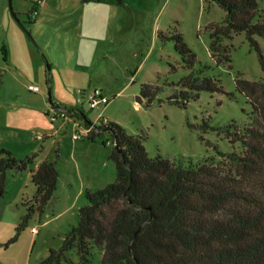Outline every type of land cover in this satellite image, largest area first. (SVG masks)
Instances as JSON below:
<instances>
[{
    "label": "rangeland",
    "instance_id": "rangeland-1",
    "mask_svg": "<svg viewBox=\"0 0 264 264\" xmlns=\"http://www.w3.org/2000/svg\"><path fill=\"white\" fill-rule=\"evenodd\" d=\"M86 1L11 0V10L10 0H0V148L18 159L35 156L23 173L8 171L0 193V264H101L102 249L92 243L86 262L76 245L65 248V237L87 205L86 192L117 180L114 139L95 132L94 140H73L84 131L83 120H64L50 99L97 127L103 116L141 137L151 158L196 163L242 151L222 129L251 122L252 106L236 80L264 81L263 37L225 39L230 62L217 63L210 34L226 12L213 0ZM258 2L264 16V0ZM178 36L190 53L181 52ZM191 74L214 78L221 91H203L185 107L171 103ZM30 85L41 91L31 92ZM144 86L150 98L143 96ZM95 90L108 102L91 109L87 97ZM43 162L55 163L57 190L8 245L35 194L31 171Z\"/></svg>",
    "mask_w": 264,
    "mask_h": 264
},
{
    "label": "trees",
    "instance_id": "trees-1",
    "mask_svg": "<svg viewBox=\"0 0 264 264\" xmlns=\"http://www.w3.org/2000/svg\"><path fill=\"white\" fill-rule=\"evenodd\" d=\"M213 1L226 12V19L213 26L210 52L217 63H229L224 40L240 33L251 40L264 38V16L258 0ZM177 40L181 52L190 53L180 36ZM180 86V97L169 100L181 107L203 91H221L214 78L194 74ZM236 87L252 106L251 122L243 129L233 122L222 129L242 151L220 153L218 159L205 157L193 163L161 155L151 158L141 137L128 135L115 123L95 126L97 134L110 132L116 137L111 156L118 176L105 188L86 192L87 205L66 235L65 248L76 245L87 262L93 243L103 251L101 264H264V81L239 78ZM145 90L144 86L143 96L150 98ZM68 111L86 127L94 125L82 112ZM95 132L89 135L92 140ZM34 160V155L18 159L0 148V193L5 191L8 171L23 173ZM58 180L53 162L31 171L35 194L8 245L16 241L35 209L43 212Z\"/></svg>",
    "mask_w": 264,
    "mask_h": 264
},
{
    "label": "built area",
    "instance_id": "built-area-1",
    "mask_svg": "<svg viewBox=\"0 0 264 264\" xmlns=\"http://www.w3.org/2000/svg\"><path fill=\"white\" fill-rule=\"evenodd\" d=\"M29 90L31 92H34V93H39L41 91V89L38 86H35V85H30L29 86ZM87 99H88V104H89V106H90L91 109L98 108V107H100V106H102L104 104H107V102H108V100L105 99L103 97L102 93L100 91H98V90H95L91 94H89L88 97H87ZM53 112L56 113V112H59V111H57L53 107ZM47 113L50 114V112H47ZM60 113H62V116H63L64 120H66L67 118H73V117L69 116L68 113H63V112H60ZM56 119H57V117L55 116L53 118V120H56ZM101 119H102V127L107 126V124L109 123V121L103 119V116L100 117V120ZM84 127H85L84 128V131H82V130L81 131H77L76 134L73 135V140H79V139L83 138V136H86V135L89 136L91 133L97 131L96 128H95V125L90 126V127H86L84 125ZM38 139L39 140H42L43 137L38 136ZM112 145L114 146V143ZM31 231L34 234H36L38 232V230L36 228H32Z\"/></svg>",
    "mask_w": 264,
    "mask_h": 264
},
{
    "label": "water",
    "instance_id": "water-1",
    "mask_svg": "<svg viewBox=\"0 0 264 264\" xmlns=\"http://www.w3.org/2000/svg\"><path fill=\"white\" fill-rule=\"evenodd\" d=\"M10 3H11V0H10ZM10 7H11V10H13V9H12V3L10 4ZM48 91H49V99H50V97H51V88H50V86H49V88H48ZM139 102H141V100H139ZM50 103H51V105H52L57 111H59V112H63V113H68V112H69L67 109H62V108L58 107L57 105H55V104L51 101V99H50ZM81 117L84 118L83 115H81ZM113 139H114V142H116V137H115V136H113Z\"/></svg>",
    "mask_w": 264,
    "mask_h": 264
},
{
    "label": "crops",
    "instance_id": "crops-1",
    "mask_svg": "<svg viewBox=\"0 0 264 264\" xmlns=\"http://www.w3.org/2000/svg\"><path fill=\"white\" fill-rule=\"evenodd\" d=\"M86 2H88V0H87ZM38 3L40 4L41 2L39 1ZM77 22H78V23H79V22H83V18H79ZM43 139H44V138H43ZM43 139H42V140H43ZM39 165H40V164H39ZM37 167H38V165H37L35 168H37ZM33 234H34V233H33Z\"/></svg>",
    "mask_w": 264,
    "mask_h": 264
}]
</instances>
